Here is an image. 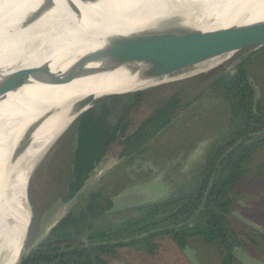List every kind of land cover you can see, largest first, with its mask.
Returning <instances> with one entry per match:
<instances>
[{
	"label": "bare ground",
	"instance_id": "6f19581e",
	"mask_svg": "<svg viewBox=\"0 0 264 264\" xmlns=\"http://www.w3.org/2000/svg\"><path fill=\"white\" fill-rule=\"evenodd\" d=\"M260 5L264 0H0V88L5 89L0 93V264H16L21 253L27 186L37 164L32 158L45 146L42 142L72 119L73 101L88 95L99 100L134 80L146 52L128 60V36L154 45L186 16L211 19L199 27L179 68L194 71L178 80L214 69L219 56L229 59L248 42L262 39L229 27L239 18L240 24L264 19V12L252 11ZM229 6L246 17L221 19ZM75 68L80 72L69 80ZM20 139L31 143L8 166Z\"/></svg>",
	"mask_w": 264,
	"mask_h": 264
},
{
	"label": "trees",
	"instance_id": "16d2710c",
	"mask_svg": "<svg viewBox=\"0 0 264 264\" xmlns=\"http://www.w3.org/2000/svg\"><path fill=\"white\" fill-rule=\"evenodd\" d=\"M261 50L263 51L260 52ZM257 52L260 53L249 56L222 72L187 102L180 104L176 95L169 97L164 106L156 108L130 133H126L129 124L127 114L82 133L75 140L58 147L66 148L68 158L62 159V168L66 173L72 174L65 194L67 201L81 186L90 168L105 154L109 143L119 138L122 150L119 161L111 172L109 170L102 177L103 181L113 179L114 174L116 176L121 170L134 164L135 160L148 156L151 144H154L160 132L171 125L181 110L200 100L206 93L215 92L228 104L229 121L225 130L205 152L199 176L203 182L197 183L198 187L192 193L180 194L176 199L138 205L132 208L138 212L137 215L114 224L104 220V215L113 209L111 198L124 188L126 181L119 182L117 178L113 192H90L83 200L84 206L70 210L30 254L20 257L18 264H108L109 255L117 250L130 247L141 250L142 244L146 242L143 235L147 227L146 221H156L150 227H157L160 224H157L158 221L163 218L160 213L171 210L173 213L168 217L180 219L179 221L184 220L182 213H187L186 217H190L193 212H197L195 220L202 221L196 225L197 229L213 227L210 239L214 242L222 244L216 236L224 235L229 238V249L234 245L245 246L244 238L237 232L239 223H243L235 217L234 212L239 209L237 204L240 201L245 199L247 203H251L256 200V193L248 190L256 181L264 182V162L256 161L254 157L256 152L264 150V100L259 97L254 99L247 73L249 64L264 60V47ZM71 143H75L74 147L68 146ZM231 146L233 147L221 159L209 183L212 169ZM163 152L167 151L159 149L156 157H164ZM262 188L263 191L264 185ZM177 205L181 207H176ZM245 226L250 231L254 230L251 226ZM247 240L254 241L249 235Z\"/></svg>",
	"mask_w": 264,
	"mask_h": 264
},
{
	"label": "rangeland",
	"instance_id": "374dc122",
	"mask_svg": "<svg viewBox=\"0 0 264 264\" xmlns=\"http://www.w3.org/2000/svg\"><path fill=\"white\" fill-rule=\"evenodd\" d=\"M262 42L264 43V40L261 39L248 42L229 59L219 56L216 59L218 62L215 60V64L217 63L216 66L218 68L199 70L195 75L178 80L175 79L177 76L191 73L194 70H192L193 68H182L175 71L172 77L164 85L156 89L145 103L128 114L127 122L129 124L126 133H130L142 122V120L155 111L156 108L164 106L169 97L176 95L180 104H183L225 71V69L221 68L229 66L240 58L247 56L251 57L252 55L262 52L263 50L257 52L264 47ZM247 73L250 81L257 87L258 97L264 100V60H257L249 64L247 66ZM228 121L229 108L227 102L215 92L206 93L200 100L193 102L189 107L181 110L171 122V125L160 132L157 140L154 144H151L150 155L153 158H155L159 149L164 151L168 150L169 152L171 148L172 153H174L172 146L176 144L175 142H177L176 147L174 145L175 151L177 152L180 150V153L163 165L158 162V164L154 163L149 155L146 160L142 158L135 160L134 164L127 168V170H129L127 171L129 181L123 184L124 188H122L121 192L115 197L117 198L125 193L142 187L144 185L142 181L155 176H158L160 179L158 185L153 188L155 192L151 190L152 195H154V193L156 194L155 198L165 196L170 192L173 186L187 184L193 178L194 172L191 168L201 166L205 152L225 130ZM118 139L107 145L103 161L95 166L97 169V181H99L105 172L109 170V172H111V169L115 166L114 164L119 161L122 145L119 144ZM199 142L203 145L198 149L197 144ZM74 145L75 143H71L68 146L74 147ZM65 151L66 148L63 146L59 149L56 148L47 151L36 162V167L30 175L31 177L29 178L27 186V200L29 204L27 211L29 213L23 226L24 232L19 245L22 250L21 256L24 255L25 251L35 240L46 236V232L50 225H52V223L64 212V203L66 202L65 194L72 180V174L70 172L66 173L62 168L64 167V165H62V159L67 160L68 158ZM194 152L196 153L194 154ZM254 157L256 161L260 160L264 162V150L256 152ZM9 163L8 166H12L14 161L10 160ZM102 170L106 171L100 174ZM101 183H103V181L100 182L99 185ZM148 183L152 185L154 181H149ZM103 184H107L108 186L112 185L114 184V180H109ZM263 185L264 182L256 181L254 186H250V190L248 191L256 193V200L253 202L250 201L251 203H247L245 199L240 201L239 204H237L239 205V209H236L234 212L241 214L255 225L254 228L261 230L262 234L259 235L256 233V230L250 231V229L245 226L247 224L242 222L243 225L239 223V229L237 231L240 237L244 238L246 243L243 248H239H242L241 250L246 249L245 251H250L252 254L259 252V260L262 262L260 264H264ZM113 189L115 188L112 187L110 191ZM83 206L84 201L82 200L75 208L81 209ZM134 215L135 211L119 209L116 208L114 204L113 209L105 213L104 220L116 224ZM30 217L32 218L29 232L23 247H21ZM248 235L253 238V242L247 240ZM161 242L164 243L165 246L169 244L165 239H162ZM239 248L236 249L237 252L240 251ZM161 250H163V247H159L155 255L158 256L161 254ZM156 259V257H147V255H144L141 251L130 249L127 251H120L116 255L110 256L108 264H158L159 262ZM217 263L218 260L214 262V264Z\"/></svg>",
	"mask_w": 264,
	"mask_h": 264
},
{
	"label": "water",
	"instance_id": "95a60500",
	"mask_svg": "<svg viewBox=\"0 0 264 264\" xmlns=\"http://www.w3.org/2000/svg\"><path fill=\"white\" fill-rule=\"evenodd\" d=\"M252 11L253 13L264 12V5L257 6L252 9ZM238 17H242L243 19L246 16L241 15V11L236 9L234 6H229L227 10L223 11L220 18L223 20H233ZM199 19L200 20L196 19L193 14L186 16L183 20H180L168 33H166L159 42L155 43L154 45H148V41L146 39L138 41L134 36H128L129 38H127L126 41V52L128 55V57L126 58H128V60L132 61L134 58H137L142 50L146 52L144 57L140 59L142 63L133 72H136L134 80L128 85V87L125 88V90L102 97L99 100H91L90 96L88 95L86 97L84 96L83 98H80V100L73 101V105L76 107L75 115L68 122L59 124L56 129L51 131L52 133L50 134V136L46 137L44 142H42V145L45 144V146H43L38 155L32 158L34 160L33 163L37 162L47 151L56 149L68 141L75 140L80 134L94 129L95 127L111 123L117 120L119 117L127 115L130 112L136 110L143 103H145L156 89L164 85L172 77L176 70L186 64L188 49L195 42L198 33H200L201 31L199 27L211 22V19L202 20L204 19V17H202V19L199 17ZM239 19L231 21L229 23L231 24L229 25V27L254 32L255 34L261 36V40H264V19H259L247 24H240ZM198 24L201 25L199 26ZM123 39L125 40L124 37ZM123 39L121 38L120 41L122 42ZM101 53L104 54V61H108V54L104 52ZM248 57L249 56L240 58L229 66L221 69L229 70L240 61ZM112 58L113 55L111 59ZM79 72L80 70H77V68H75V70H70L68 79L70 80ZM250 86L253 89L254 99H256L258 97L257 87L253 82H250ZM4 90V88H0V93ZM22 141L23 140L21 139L18 140L12 147L8 156V158L10 157L9 161L16 160L22 153L26 151L31 143L28 141L22 143ZM202 145L203 144H199L198 149ZM232 147L233 146L229 147L218 159L209 183H211L213 179L219 162ZM196 152H194V154ZM104 171L105 170H103L101 173H103ZM96 181V169L93 168L88 172L87 178L83 181L81 186L64 203L63 214L60 215L57 220L52 223V225H50L46 232V236L49 231L77 203L84 199L88 192L93 188ZM150 186L151 183H145L142 187H139L135 190H132L131 192L117 197V199L115 200L116 208H130L142 203L149 196L148 189ZM234 215L241 222H244L251 227L255 226L251 221H249L241 214L236 212L234 213ZM31 218L32 217H30L29 224L25 232L23 244L29 232ZM45 237L35 240L25 251L24 255L30 254ZM20 256L21 253L16 264H18ZM237 256L245 264H260L259 261L254 259L246 251L239 252Z\"/></svg>",
	"mask_w": 264,
	"mask_h": 264
},
{
	"label": "flooded vegetation",
	"instance_id": "af4514ba",
	"mask_svg": "<svg viewBox=\"0 0 264 264\" xmlns=\"http://www.w3.org/2000/svg\"><path fill=\"white\" fill-rule=\"evenodd\" d=\"M199 144H200V142L197 144V147H199ZM176 145H177V142H176ZM169 150H171V148ZM166 151L167 152H163L164 157H162V158H157L156 156H155V158H153L150 154H149V156H151V159L154 163L158 162L159 164L163 165L168 160L175 158L180 153L179 152L180 150H178L176 152L175 148H174V153H172V151L171 152H168V150H166ZM104 156L105 155H103L102 158L98 162H96L92 168H90V170L93 168L96 169L95 166L103 161ZM142 159L146 160V159H148V156H146ZM203 164H204V160H203V163L201 164V166H199L197 168H195V167L191 168L194 172L192 180H190L187 184H183V185H179V186L178 185L173 186L170 189V192H168V194H166L165 196H162V197L155 198L156 194L155 193H154V195L151 194V190H152V192H155L153 190V188H154V186L158 185V181L160 180L158 176H157L158 178L155 176L153 178H147L146 180L142 181L143 184L148 183L149 181H154V183L148 189L149 196L142 203H140L138 205H141V204L149 205V204L159 202V201H164V200H168V199H176L180 194H183V193H185V194L192 193L198 187V186H196L197 183L202 184V182H203L201 179H199L201 169L203 168ZM131 166L132 165L126 167L124 170H121L120 173L117 174L116 176L114 174V178L110 180V181L114 180V184L109 185V186L107 184H103V183H106L107 181L102 180V177L108 172V171L105 172L107 170L106 169L104 171L105 173L101 176L99 181H97L95 183V185L88 192V194L90 192H92L93 190H100L101 192H106V193L113 192L116 189V185H115L116 183L115 182H117V178L119 179V182L129 181V178L127 177V171H129V170H127V168H129ZM213 170H214V168L212 169V172H213ZM88 172H87V175H88ZM96 172H97V169H96ZM101 172H100V174H101ZM211 176H212V174H211ZM102 181H103V183H101L99 185V183ZM82 183H83V181H82ZM202 186L203 185H201V187ZM96 187H98V188H96ZM112 187H114L115 189L110 191V189H112ZM88 194L84 197V199L88 196ZM115 196H113L111 198L113 207L115 204V200L117 199ZM80 202H82V200ZM79 203H77V204H79ZM138 205H136V206H138ZM136 206H133L130 208H121V209L127 210V211L128 210L133 211L132 208H134ZM176 207H181V205L180 206L177 205ZM172 213H173V210L164 211V212L160 213V215L163 216V218L160 221H158L157 224H159V223L160 224L157 227L156 226L150 227V225L153 222L156 223V221H154V220L146 221L145 224L147 225V227L143 233V235L146 237V239H145L146 242L142 244L141 250H137V249H134L133 247H130L127 249L117 250L116 252L111 253L109 256L116 255L120 251H127L130 249H134V250L143 252L144 255L146 254L147 257H149V258L156 257L157 258L156 260H158V262H159L158 264H214V262L217 260H218L217 264H233V263L245 264L237 256V254L239 252L246 250V249L241 250L244 246L234 245L231 247V249H229V238L228 237H226L224 235H221V236L217 235L216 236L217 239H220L222 241V244H219L218 242H214L213 240L210 239L213 235V232H214L213 227L207 226L204 228L200 227L199 229H197L196 225L202 223V221L195 220L197 212H193L190 217H186L187 213H182L181 216L184 217V220H182V221H179L180 219L175 220V219L169 218L168 216ZM137 214H138V212L135 211V215H137ZM53 228L49 231V234L51 233ZM252 228H254V227H252ZM255 230H256L257 234H259V235L262 234L260 229L254 228L253 231H255ZM162 239L167 240L169 244H167V246H165V244L161 242ZM263 240H264V238H263ZM94 244H96V242ZM159 247H163V250H161L162 251L161 254L156 256L155 253H156V251H158ZM239 247H242V248H239ZM238 248L240 249L239 252L236 251V249H238ZM246 252L249 255H251L254 259H256L257 261L262 263L259 260V258H260L259 252L255 253V254L250 253V251H246Z\"/></svg>",
	"mask_w": 264,
	"mask_h": 264
}]
</instances>
